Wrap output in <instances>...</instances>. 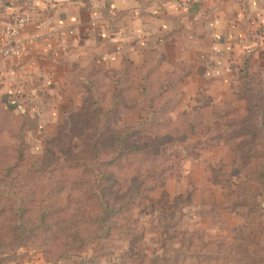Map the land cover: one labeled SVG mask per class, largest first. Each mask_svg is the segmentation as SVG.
<instances>
[{
	"label": "crops",
	"instance_id": "crops-1",
	"mask_svg": "<svg viewBox=\"0 0 264 264\" xmlns=\"http://www.w3.org/2000/svg\"><path fill=\"white\" fill-rule=\"evenodd\" d=\"M26 11L36 21L23 29V40L73 34L42 38L18 58H0V101L27 118L25 141L51 136L82 107L92 83L103 87L107 73L123 63L143 68L153 84L180 74L174 114L206 113L203 126L219 127V135L240 128L246 115L244 59L264 87V0H0V28ZM208 137L187 142L214 144L202 154L216 161L226 154L236 160L246 139Z\"/></svg>",
	"mask_w": 264,
	"mask_h": 264
},
{
	"label": "rangeland",
	"instance_id": "rangeland-1",
	"mask_svg": "<svg viewBox=\"0 0 264 264\" xmlns=\"http://www.w3.org/2000/svg\"><path fill=\"white\" fill-rule=\"evenodd\" d=\"M108 83L107 79L102 86ZM127 98L129 109L136 111L143 107L141 99L130 95ZM20 118L5 113L0 106V175L15 163L21 151L15 137L23 123ZM206 118V113L188 115L171 120L165 128L147 130L131 139L137 143L134 142L139 152L125 154L119 167L112 170L114 193L120 202L124 198L134 200V204L128 211H121L120 217L111 218V236L100 241L97 252L88 249L65 253L62 242H54L52 235L59 233L57 230L46 235L47 231L40 229L37 222L41 210L54 207L43 202L37 205L44 197L39 188L46 187L44 172L48 169L38 178L30 179L23 176L28 170L20 167L9 176L16 179L18 188L9 185L0 197V264H264V177L261 185L255 177L259 168H264V146L255 148L252 155L241 160L238 157L232 160L230 154H226L224 161L211 159L202 152L205 146L214 144L184 139L191 133L187 128L190 124L197 133L219 135L215 134L219 127L203 126ZM77 121L76 116H69L40 143L30 138L25 141L27 127H24V156L50 159L49 151L64 144L54 145L56 139L67 134V129ZM76 130L73 129L75 134ZM155 130L159 133L153 134ZM77 143L72 138L67 147L73 148ZM155 146L156 150L150 149ZM259 154L262 156L258 157ZM171 155L179 157L172 159ZM143 171L154 173L153 178L138 193H131L129 187L136 182L135 175ZM157 173H161L158 178ZM66 192L72 203H55L66 212L54 214L52 220H73L76 201L85 196L70 184ZM110 199L108 194L106 200ZM85 202L82 205H86V214L78 218L84 221L83 241L97 213L94 203ZM119 206L122 204H117L116 209ZM127 206L124 204L123 208ZM28 209L31 212L24 216L21 211ZM21 227H25L24 233L20 232ZM19 235L21 240L16 242L14 238Z\"/></svg>",
	"mask_w": 264,
	"mask_h": 264
},
{
	"label": "trees",
	"instance_id": "trees-1",
	"mask_svg": "<svg viewBox=\"0 0 264 264\" xmlns=\"http://www.w3.org/2000/svg\"><path fill=\"white\" fill-rule=\"evenodd\" d=\"M247 67L248 59L246 58L242 64V69H240L242 95L246 102V116L240 122L242 126L218 136L208 134L210 137L207 139L208 142H212L228 137H245L246 139L237 146L239 160L246 158L249 154L252 155L255 148L261 149L264 146V87L260 81L248 74ZM107 77L109 83L106 87H101L97 81H94L88 88L82 107L69 115L71 117L76 116L78 121L70 129H67V134L61 135L59 140L56 139L54 145L63 142L64 144L56 150L52 148V151H49L50 159L45 161L42 158L33 159L24 156L22 137L27 118L11 110L8 104L5 105V108L0 101V106L3 107L5 113L16 114L22 117L20 119L23 122L20 126L21 129H18V136L15 134L21 151H18L19 154L15 163L5 168L3 175H0V183L2 184H0V197L9 185L11 188H18L15 183L16 179H10L9 176L17 172L20 167L28 170L24 171L23 176L30 179L38 178L40 173L42 175L43 170L47 168L48 170L44 172V175L47 176L45 179L46 187L41 185L39 188L44 197L38 201L37 205L39 206L43 202L54 207L49 210L42 209L37 223L41 230L47 231L46 235H52V230L59 232L52 236L54 242H62L61 248L65 249V253L71 250L87 251L88 249L97 252L100 241L109 239L111 236V218L114 215L119 216L121 211L122 213L128 211L130 205L134 204V200L129 201V199L124 198L122 199L123 202H120L121 200L114 193L115 182L112 170L119 167V162L125 154L139 152L137 143L134 141L135 144L131 139H135L140 133L147 130L165 128L169 123H172L171 120L175 121L188 116L187 113L181 112L177 115L174 114V110L181 100V95L176 93V84L181 81L180 74L166 77L153 84L149 79L148 72L143 68H133L129 63H123L119 69L109 71ZM128 95L131 98L141 99L143 107L136 111L131 107L129 109ZM75 128L77 134L73 132ZM187 128L191 133L184 138L185 141L207 136L206 132L197 133L192 124ZM158 133L159 131L155 130L153 134ZM72 138L78 143L73 144V148L69 149L67 146ZM157 148L158 146H155L150 149L156 150ZM261 156L258 155V157ZM177 157L179 156L171 155L170 158L176 159ZM252 158L257 157L253 156ZM263 169L259 168L255 175L260 185L262 184L261 178L264 177ZM161 173H157L156 178L160 177ZM153 174L148 171L136 174L137 178L134 179L136 182H133V185L129 187L133 190L131 193H138L142 185L153 178ZM32 181L31 183H33ZM67 184L72 185L75 190L82 191L85 196L83 200L79 198L76 201L75 205L78 207L73 212L75 214L72 215L71 219L73 220H52L54 214L66 212V209L60 210V206L55 203L69 204L71 201V196L66 192ZM108 194L111 196L110 200H106ZM85 201L94 203L97 213L91 221V229L86 231L83 241L81 234L84 230V221H80L78 218L86 214L84 211L86 205H82ZM80 204L83 206L82 209ZM117 204H122L121 208L119 206L116 209ZM124 204L128 206L123 208ZM31 209L21 211V213L25 216L31 212ZM24 231L25 227H21L20 232L24 233ZM62 237L65 239L62 240ZM14 240L19 242L21 235Z\"/></svg>",
	"mask_w": 264,
	"mask_h": 264
},
{
	"label": "built area",
	"instance_id": "built-area-1",
	"mask_svg": "<svg viewBox=\"0 0 264 264\" xmlns=\"http://www.w3.org/2000/svg\"><path fill=\"white\" fill-rule=\"evenodd\" d=\"M36 21L33 12L26 11L14 15L10 24L0 28V58H18L25 52L26 46L36 42L42 38H50L53 35L63 37L66 34L72 35V31L58 30L50 32L44 36L33 37L28 40H23V29Z\"/></svg>",
	"mask_w": 264,
	"mask_h": 264
}]
</instances>
